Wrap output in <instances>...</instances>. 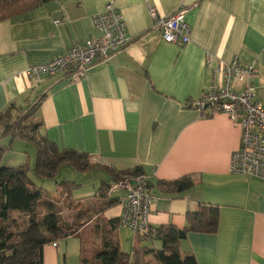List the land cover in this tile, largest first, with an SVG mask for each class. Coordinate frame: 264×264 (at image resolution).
Returning <instances> with one entry per match:
<instances>
[{"label":"crops","instance_id":"crops-1","mask_svg":"<svg viewBox=\"0 0 264 264\" xmlns=\"http://www.w3.org/2000/svg\"><path fill=\"white\" fill-rule=\"evenodd\" d=\"M109 2L122 12L134 37L131 44L76 80L69 73L41 79L25 75L29 66L99 37L92 16ZM150 5L159 15L189 8L191 41H165L154 28ZM234 57L257 65L256 98L262 99L264 0H48L27 17L0 21V112L12 103L41 101L40 131L60 149L88 153L115 172L142 167L151 174V234L170 225L183 229L189 212L218 207L216 233L192 231L180 241L181 251L193 252L199 264H264V179L230 170L242 146V126L224 113L209 115L208 109L191 105L210 86L212 69ZM30 158L28 149L13 148L2 164L27 165ZM91 172L105 175L101 185L115 183L107 172ZM186 175L195 180L187 190L167 191L158 184ZM99 188L76 195L79 206L74 203L68 222L75 223V234L47 244L44 264H81L106 241L121 249V229L127 227L119 218L126 192L110 195L108 189L104 196ZM137 240L133 246L162 247L152 235ZM148 261L156 262L152 255Z\"/></svg>","mask_w":264,"mask_h":264},{"label":"trees","instance_id":"trees-1","mask_svg":"<svg viewBox=\"0 0 264 264\" xmlns=\"http://www.w3.org/2000/svg\"><path fill=\"white\" fill-rule=\"evenodd\" d=\"M48 0H0V21L28 16ZM41 101L25 104L12 103L0 112V264H44V247L57 243L75 234V223L61 221L53 203L42 218L38 212L43 190L30 176V171L40 179L56 180L62 168L69 166L77 172L87 173L100 170L109 173L115 182L129 176L147 173L142 167L127 171H112L91 159V155L73 148L60 149L55 142L42 134V123L37 120ZM5 141L6 144H5ZM22 141L35 151L32 168L27 165L8 167L2 160L15 143ZM60 185L69 181H56ZM167 191H183L194 186L193 175H186L172 182L159 181ZM109 183H103L99 192L107 195ZM152 187L154 185L152 184ZM218 207L208 206L188 213V224L183 229L172 225L159 227L155 235L145 232L139 235L140 242L152 235L162 241L161 248L134 245L131 252H124L118 243L108 245L92 258L83 259L81 264H199L193 252L183 253L180 241L189 232L216 233L219 228ZM152 255L155 263H150Z\"/></svg>","mask_w":264,"mask_h":264},{"label":"built area","instance_id":"built-area-1","mask_svg":"<svg viewBox=\"0 0 264 264\" xmlns=\"http://www.w3.org/2000/svg\"><path fill=\"white\" fill-rule=\"evenodd\" d=\"M189 8L168 15H159L150 5L154 28L169 43L184 45L191 41V27L186 21ZM92 24L99 37L90 38L82 44L72 46L66 52L38 65H31L24 73L32 79L69 73L73 80L85 76L88 69L98 62L107 61L115 53L124 50L134 37L127 33V23L122 12L109 2L105 9L92 16ZM211 67L212 55L207 53ZM209 87L191 102L202 112L224 113L243 129L242 146L232 156L230 170L264 179V97L256 98V64H246L234 57L223 62L219 69H212ZM152 175L141 173L113 183L109 194L125 190V203L119 224L134 233L144 235L149 229L154 195ZM57 245V243H55Z\"/></svg>","mask_w":264,"mask_h":264},{"label":"rangeland","instance_id":"rangeland-1","mask_svg":"<svg viewBox=\"0 0 264 264\" xmlns=\"http://www.w3.org/2000/svg\"><path fill=\"white\" fill-rule=\"evenodd\" d=\"M7 141H5L6 144ZM28 149V153L31 154L30 160H27V168H32L35 162V151L31 146H28L22 141L15 143L14 149ZM12 155V154H11ZM9 154V157L11 156ZM3 165V164H2ZM30 176L35 180L38 187L43 190V198L39 202L38 212L39 215L43 218L49 211L48 203L51 202L55 205L56 211L59 213V218L61 221L69 222L71 209L74 211L78 202L76 201L77 194H88L89 192H98V188L101 185V180L105 179V175L100 172H91V173H79L72 169L69 166L62 168L59 176L56 180H43L35 176L34 173L30 171ZM71 181L70 184L62 185L61 190H58L55 181L62 180ZM81 184V186H75V183ZM61 186V185H60ZM93 193V194H94ZM74 203H76L74 205ZM94 205V204H93ZM80 213V212H79ZM79 215V214H78ZM123 232V240L121 241V249L124 252H131L133 249V243L139 239L138 234L134 233L130 228L121 229ZM136 234V235H135ZM136 236V239L134 240ZM96 237V236H95ZM138 241V240H137Z\"/></svg>","mask_w":264,"mask_h":264}]
</instances>
